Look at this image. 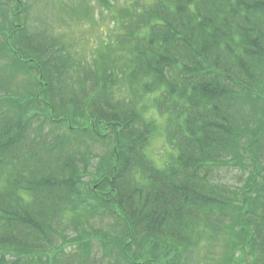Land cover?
Segmentation results:
<instances>
[{
    "label": "trees",
    "instance_id": "1",
    "mask_svg": "<svg viewBox=\"0 0 264 264\" xmlns=\"http://www.w3.org/2000/svg\"><path fill=\"white\" fill-rule=\"evenodd\" d=\"M6 6L0 53L24 61L35 88L0 91V264H158L127 241L98 236L97 250L67 236L91 196L126 240L184 246L235 220L264 264V0H134L89 59ZM162 116L160 164L148 143Z\"/></svg>",
    "mask_w": 264,
    "mask_h": 264
},
{
    "label": "rangeland",
    "instance_id": "2",
    "mask_svg": "<svg viewBox=\"0 0 264 264\" xmlns=\"http://www.w3.org/2000/svg\"><path fill=\"white\" fill-rule=\"evenodd\" d=\"M6 1L12 3L14 9L19 8V2L26 7L22 15L18 11L16 16L22 18L27 15L33 29L55 36L62 48L71 51L74 57L89 59L93 55L92 46H101L107 37L115 33L119 21L117 10L129 6L134 0H19L18 2L0 0V27L5 31L9 28L6 23L8 19L10 20V10L6 6ZM0 44H5L3 38H0ZM4 54V52L0 53V91L4 87L14 97L32 91L33 87L35 88L33 71L24 66V61L21 59L14 60ZM254 109L259 112L258 109ZM259 116H264V109L259 112ZM74 119L77 120L76 117ZM158 123L160 126L152 134L148 150L155 161L161 164L171 149L164 131L165 117H159ZM106 142L109 144V141ZM106 142L105 144L102 142L101 146L108 145ZM108 155L106 151L101 157L107 158ZM94 164L90 171L97 173L98 167H103L102 159L95 160ZM241 171L245 177L249 174L248 170ZM224 174L228 179L234 178V172L231 170L223 172L222 176ZM89 177L88 174L81 177L82 188L86 187V180ZM83 201L87 202L85 205L88 207L87 210L82 209L86 217L73 219L72 215L78 213L68 214L66 234L71 239L74 236L81 243L94 246L97 250H101L102 247L97 245L94 239L97 241L96 237L102 236L108 248L115 241H123L121 244H126L127 241L131 251L154 258L155 262L158 257H162L158 264H252V256H257L256 246L251 245L252 247L246 250V247L240 245L241 239L235 237L236 231L243 232L237 228L235 220L228 224L223 232L209 236L204 233L200 240L184 246L173 245L160 237L134 232L130 240H126L130 232L126 230L127 224L119 215H111L108 210L102 208L95 196ZM94 209L97 211L88 212H93ZM248 251L251 256L247 257Z\"/></svg>",
    "mask_w": 264,
    "mask_h": 264
}]
</instances>
